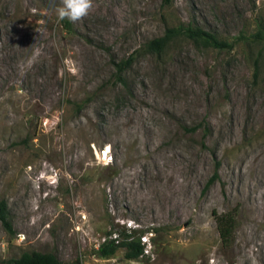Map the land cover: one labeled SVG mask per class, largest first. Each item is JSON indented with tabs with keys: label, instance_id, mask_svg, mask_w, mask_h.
<instances>
[{
	"label": "rangeland",
	"instance_id": "374dc122",
	"mask_svg": "<svg viewBox=\"0 0 264 264\" xmlns=\"http://www.w3.org/2000/svg\"><path fill=\"white\" fill-rule=\"evenodd\" d=\"M59 6L0 0V264L130 263L97 252L124 228L149 237L134 264H264V0H94L76 23ZM181 22L231 47L145 49Z\"/></svg>",
	"mask_w": 264,
	"mask_h": 264
},
{
	"label": "trees",
	"instance_id": "16d2710c",
	"mask_svg": "<svg viewBox=\"0 0 264 264\" xmlns=\"http://www.w3.org/2000/svg\"><path fill=\"white\" fill-rule=\"evenodd\" d=\"M179 36H185L192 39L196 43H202L206 46L221 48H230L231 44L218 39L212 32L207 31L199 26H196L193 22L184 23L181 22L175 26L166 27L164 33L161 36L154 37L145 43V49L150 52L160 53L165 45L172 39ZM255 41H261L264 47V31L259 30L254 34ZM132 58L116 62V80L125 84V78L123 72L128 68ZM214 177L210 178L206 183L208 187L214 180ZM216 226L219 232V237L224 246H229L234 240V232L237 226L236 210L218 214L215 216ZM0 222L6 227V229L12 232L11 225L7 219V203L5 200H0ZM126 228L121 231L122 240L116 238H106L98 247L97 252L100 256L105 257L115 253L117 248L123 247L124 258L136 259L143 255L144 246L141 244L139 236L134 237L132 234L126 232ZM10 264H62L58 257L50 252H23L19 257L12 258L8 261Z\"/></svg>",
	"mask_w": 264,
	"mask_h": 264
},
{
	"label": "clouds",
	"instance_id": "9594fccd",
	"mask_svg": "<svg viewBox=\"0 0 264 264\" xmlns=\"http://www.w3.org/2000/svg\"><path fill=\"white\" fill-rule=\"evenodd\" d=\"M94 7V0H60L56 8L58 20L76 23L87 17Z\"/></svg>",
	"mask_w": 264,
	"mask_h": 264
},
{
	"label": "built area",
	"instance_id": "2783aa9c",
	"mask_svg": "<svg viewBox=\"0 0 264 264\" xmlns=\"http://www.w3.org/2000/svg\"><path fill=\"white\" fill-rule=\"evenodd\" d=\"M107 156L105 155L104 156V158H106ZM127 225L128 226H131V223H127ZM140 237V239H141V244H144V243H148L149 241V237L147 236V235H140L139 236ZM144 251H145V253H147L148 252V250H146V248H144Z\"/></svg>",
	"mask_w": 264,
	"mask_h": 264
},
{
	"label": "crops",
	"instance_id": "0c3cea01",
	"mask_svg": "<svg viewBox=\"0 0 264 264\" xmlns=\"http://www.w3.org/2000/svg\"><path fill=\"white\" fill-rule=\"evenodd\" d=\"M125 259H126V258H125ZM127 260H130V261H129L130 263H128V262H125V263H124V262H116V263H122V264H134V263H135V262H132L131 259H127ZM116 263H115V264H116Z\"/></svg>",
	"mask_w": 264,
	"mask_h": 264
}]
</instances>
